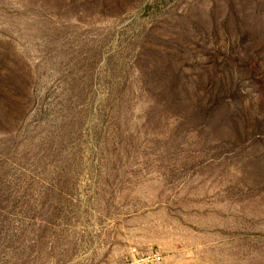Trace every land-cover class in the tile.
<instances>
[{
	"label": "rangeland",
	"instance_id": "obj_1",
	"mask_svg": "<svg viewBox=\"0 0 264 264\" xmlns=\"http://www.w3.org/2000/svg\"><path fill=\"white\" fill-rule=\"evenodd\" d=\"M264 264V0H0V264Z\"/></svg>",
	"mask_w": 264,
	"mask_h": 264
},
{
	"label": "built area",
	"instance_id": "obj_2",
	"mask_svg": "<svg viewBox=\"0 0 264 264\" xmlns=\"http://www.w3.org/2000/svg\"><path fill=\"white\" fill-rule=\"evenodd\" d=\"M161 259V256L157 253H151L147 255L144 258H141L140 260L136 261L135 264H144V263H151V262H157Z\"/></svg>",
	"mask_w": 264,
	"mask_h": 264
}]
</instances>
